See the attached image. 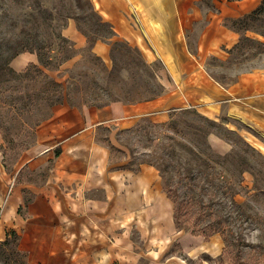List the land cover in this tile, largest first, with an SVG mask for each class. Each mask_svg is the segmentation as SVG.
Wrapping results in <instances>:
<instances>
[{
	"label": "rangeland",
	"instance_id": "374dc122",
	"mask_svg": "<svg viewBox=\"0 0 264 264\" xmlns=\"http://www.w3.org/2000/svg\"><path fill=\"white\" fill-rule=\"evenodd\" d=\"M259 6L225 20L240 40L226 60L208 56L219 80L264 59ZM23 45L28 50L12 57ZM39 49L54 67L43 66ZM0 53L17 72L32 62L45 67L65 93L50 108L39 74L0 75V241L15 230L26 263L264 264V140L241 122L184 107L124 121L44 124L63 106L96 110L165 90L164 63H148L120 40L92 0H0ZM0 264L15 263L0 254Z\"/></svg>",
	"mask_w": 264,
	"mask_h": 264
},
{
	"label": "crops",
	"instance_id": "0c3cea01",
	"mask_svg": "<svg viewBox=\"0 0 264 264\" xmlns=\"http://www.w3.org/2000/svg\"><path fill=\"white\" fill-rule=\"evenodd\" d=\"M260 1L223 0L204 9L198 0H92L98 15L120 40L140 49L148 63H164L165 90L152 99L114 101L96 110L63 106L44 124H54L58 119L60 124L124 121L192 107L213 120L239 121L255 133L254 138L264 140V59L229 81L219 80L207 65L210 55L226 60L240 40V33L226 25L225 20L246 14ZM191 33L196 34L193 47ZM254 138L252 143L257 144ZM216 142L222 144L217 137ZM216 247V255H220L224 246Z\"/></svg>",
	"mask_w": 264,
	"mask_h": 264
},
{
	"label": "trees",
	"instance_id": "16d2710c",
	"mask_svg": "<svg viewBox=\"0 0 264 264\" xmlns=\"http://www.w3.org/2000/svg\"><path fill=\"white\" fill-rule=\"evenodd\" d=\"M261 1L262 2H260V3L264 2V0H261ZM259 9H260V6L258 5V7L252 11L253 12L252 14H256L257 10H259ZM97 15H98V13H97ZM99 18L103 24H105L106 26H110V24L108 22L104 21L100 16H99ZM50 49L52 50V46H50ZM27 50H28V46L23 45L19 49V51L18 50L13 51L12 57H15L19 52H23V51H27ZM38 56H39L40 62H42V64H43V66H45L46 68L54 67L53 66V58H49V59L45 60V56L42 54L41 49L38 50ZM9 58L7 57V59L4 60L2 53H0V75H5L4 76L5 81L11 80V78L8 77L10 75V73H15V74L17 73L20 75H24L25 78L27 76H29L30 73H37V74H39V77H41L42 80L45 82L46 88L43 90L44 96L40 97L41 100L45 102V105L49 106L50 108H53L54 105L63 103V100L65 99V96H64L65 93L63 91L62 83L60 81L56 80L55 78L50 77L48 75V73L46 72L45 67H41L37 63L32 62L25 69H23L20 72H17L10 65ZM2 59H3V61H1ZM53 89H55L56 91H54V92L51 91ZM162 93L163 92H160L157 95L151 96L147 99L155 98L156 96H158ZM13 98H15V97H13ZM7 101L10 103L11 99H9ZM11 106L15 107V104H13V102H11ZM51 115H52V113H49V116H51ZM172 126H173V124H172ZM173 127L175 129V126H173ZM59 153H60V150L58 149L57 154H59ZM163 176H165V175L163 174ZM165 190L168 192L169 196H172V193H171L170 189L167 187V185L165 187ZM173 202L175 203L174 217H175L176 222L178 223L180 218H182V216H183L182 203L179 201L177 196H175L173 198ZM215 232H217V231H213L212 233H209L208 235L211 236V235L215 234ZM12 234L14 235L13 239H11L10 237H6L4 241H0V254H8L10 259L15 264H28V263H26V261L23 258L22 251L18 248V242H17L18 234L16 233L15 230L12 231ZM12 243H14L15 246H13V247L10 246ZM37 264H41V263H37Z\"/></svg>",
	"mask_w": 264,
	"mask_h": 264
}]
</instances>
